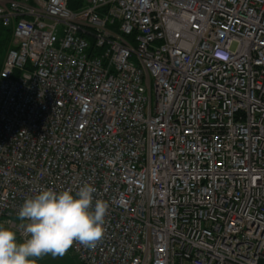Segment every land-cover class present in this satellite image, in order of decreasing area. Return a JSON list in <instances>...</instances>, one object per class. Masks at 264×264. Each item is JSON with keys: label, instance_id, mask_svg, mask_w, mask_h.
Returning <instances> with one entry per match:
<instances>
[{"label": "built area", "instance_id": "obj_1", "mask_svg": "<svg viewBox=\"0 0 264 264\" xmlns=\"http://www.w3.org/2000/svg\"><path fill=\"white\" fill-rule=\"evenodd\" d=\"M0 221L41 188L109 203L79 264H264V0H0Z\"/></svg>", "mask_w": 264, "mask_h": 264}, {"label": "clouds", "instance_id": "obj_2", "mask_svg": "<svg viewBox=\"0 0 264 264\" xmlns=\"http://www.w3.org/2000/svg\"><path fill=\"white\" fill-rule=\"evenodd\" d=\"M97 189L84 183L73 192L41 188L24 200L18 211L23 240L0 224V264H37L47 255L63 256L78 243L95 248L107 231L109 203L94 199Z\"/></svg>", "mask_w": 264, "mask_h": 264}, {"label": "rangeland", "instance_id": "obj_3", "mask_svg": "<svg viewBox=\"0 0 264 264\" xmlns=\"http://www.w3.org/2000/svg\"><path fill=\"white\" fill-rule=\"evenodd\" d=\"M4 52L0 53V68H1L2 60H3ZM0 224L5 225L6 227L10 226L9 224L2 222V221H0ZM17 239H19L18 236H17ZM37 264H78V262L76 261V258L74 257L73 253L69 249L66 252V254L63 256H58L54 258L51 255H47L42 258H39L37 260Z\"/></svg>", "mask_w": 264, "mask_h": 264}, {"label": "trees", "instance_id": "obj_4", "mask_svg": "<svg viewBox=\"0 0 264 264\" xmlns=\"http://www.w3.org/2000/svg\"><path fill=\"white\" fill-rule=\"evenodd\" d=\"M11 30L0 24V53L4 52L10 43ZM79 264V263H78Z\"/></svg>", "mask_w": 264, "mask_h": 264}]
</instances>
